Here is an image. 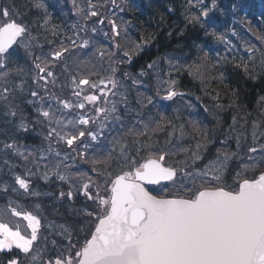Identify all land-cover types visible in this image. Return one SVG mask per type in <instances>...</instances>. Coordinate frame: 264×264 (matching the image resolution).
I'll return each instance as SVG.
<instances>
[{
    "label": "trees",
    "instance_id": "16d2710c",
    "mask_svg": "<svg viewBox=\"0 0 264 264\" xmlns=\"http://www.w3.org/2000/svg\"><path fill=\"white\" fill-rule=\"evenodd\" d=\"M116 1H120L119 7ZM236 1L239 6L234 11ZM37 3L43 7H36ZM74 4L75 0H0V11L7 8L10 18L28 28L29 33L20 38V42L26 40L34 49L33 57L41 54L43 46H39L43 39L49 42L48 35L54 29L51 27L53 22L58 31L65 32L64 36H60L63 42H57L56 47L63 45L69 48L63 58L48 66L54 76L46 77V80L37 79L30 87L31 90L21 84L18 86L12 82V78L0 80V221H7L5 216H8L9 206H13L9 201L14 200L17 201L15 207L17 206L19 211H31L41 220L38 240L34 242L31 254L25 255L13 247L11 250L0 252V264H7L12 258H19L22 264H41L42 261L55 258L67 249L70 237L73 244L78 238L82 241L83 232L80 229L87 223L82 219L84 214L82 215L79 208L80 204L68 203V184L58 178L56 171H50L45 179L37 162L17 154L19 147L29 145L40 153H59L66 157L71 155L74 162L84 163L78 155L81 152L79 141L70 148L55 134L51 138L48 137L53 128L49 121L40 115L37 105L31 101V98H34L33 91L38 93L35 98L55 100L58 104L65 101L59 95L64 93L69 102H74L77 97L74 93L80 92L79 97L85 104L83 111L95 120L89 124L90 129L94 126L100 129L101 122L105 124L106 129L103 130L108 133L118 129L128 131L135 125L136 132L144 134L128 137L130 156H135L139 162L149 155L167 153L165 150L177 145L178 154L167 153L165 161L172 166L183 168L184 172L198 169L207 157L214 155L215 143H219L223 135L231 131V126L239 121H242L239 130L241 144L244 143L245 137L247 141H251L253 118H257L258 124L261 122V127L264 126V57L261 56L264 42L257 39L258 36H264V0H215V7L213 0H82L79 7ZM89 4L92 5L91 9ZM204 8L209 9L207 17L200 15ZM90 11L98 12V16L88 15ZM85 16H88L87 20ZM192 16H198L199 19L192 21ZM233 17L242 21L241 26L245 27L243 33L237 30L236 39L248 42L249 48H253L251 54L240 47L218 52V49L223 48L218 37L229 34L228 22ZM58 19L63 20L69 31L65 26H60L62 21ZM110 20L116 22L118 36L113 34ZM3 22V17L0 16V23ZM238 25L239 23L233 27ZM93 28L96 29L94 36L97 37V44L104 47L105 53L103 52L104 55L100 59L95 58V61L84 63L81 60L82 55L79 54L83 49L79 45L85 40L89 41V46L93 44ZM71 41H75V47ZM145 41L147 43H144ZM138 43L142 45L140 50L135 47ZM214 44L219 47L213 48ZM74 52L80 59L81 66L78 71L71 65L75 64L68 59ZM125 52L129 53V56H125ZM33 59L31 58V61ZM42 59L44 63L46 58ZM156 59L173 67L167 73L164 70L168 67L164 64L158 68L154 65L149 68L148 65L153 64ZM161 75L169 76V82L178 93L175 97L181 100L163 99V90L154 87L155 79ZM73 76L77 81L86 76L96 83L97 87H75ZM101 80L105 83L101 84ZM110 80L117 82L115 89L108 83ZM133 80L137 83L134 84ZM152 82L154 85L150 90L149 85ZM5 87L8 89L6 94ZM101 89L108 93L106 97L101 93ZM86 95H96L98 100L95 103L87 102L84 100ZM147 97H152L153 104L145 108L138 100L146 104ZM181 101H185V104L186 101L199 102L201 104L198 107L201 110L205 105H212L215 109L216 112L212 111L214 115H207L206 122L209 124H206L205 128H198L199 134L194 122L181 114L184 112L176 106V103L180 105ZM70 104L72 107L69 109H74L73 104ZM113 104L117 108L115 115L123 118V126L115 119V115H109L107 120L103 114L99 117L96 115L97 107L111 108ZM218 112L220 115L216 116L215 113ZM243 115L247 118L244 119ZM141 120L143 123H139ZM21 122L25 127L18 131V124ZM144 124L149 127L145 129ZM134 139H138L140 144L133 145ZM207 141H213L214 144L209 146L206 153L201 155L199 152L200 160L193 161L191 151L195 150L197 142ZM8 144L15 145L16 150L7 148ZM159 146L164 148L155 149ZM136 147H140L139 154L135 151ZM181 149H189V152L185 153ZM114 165L115 168L120 167L118 164ZM17 173L24 175L29 181L30 191L16 188L14 176ZM233 174L229 166L223 182L233 183ZM5 185L7 188H2ZM171 191L177 195L182 194L175 188H171L169 192ZM61 192L65 195L61 196ZM85 200L90 203L88 199ZM32 256H38L40 259L33 261Z\"/></svg>",
    "mask_w": 264,
    "mask_h": 264
},
{
    "label": "snow or ice",
    "instance_id": "6c2138e0",
    "mask_svg": "<svg viewBox=\"0 0 264 264\" xmlns=\"http://www.w3.org/2000/svg\"><path fill=\"white\" fill-rule=\"evenodd\" d=\"M36 7L43 5L37 3ZM89 8H92L91 4ZM88 15L98 16V12L90 11ZM200 15L207 17L209 9L204 8ZM0 16L4 21L0 23V68H7V57L12 55L10 50L20 38L29 33V30L10 18L7 8L0 11ZM87 19L88 16H85V20ZM190 19L197 21L199 17L192 16ZM101 22H103L102 17ZM109 23L113 34L118 36L116 22L110 20ZM92 31L95 32L96 29L93 28ZM257 39L264 42V36H258ZM71 43L75 47V41ZM29 46L27 44L24 46L26 51ZM88 46V40L79 45L80 48L85 49ZM116 47L118 48L119 45ZM135 47L136 50H140L142 45L138 43ZM248 50L251 52L253 48ZM68 52L69 48L61 45L51 53V60H46L43 65L36 63L35 68L38 73L43 74L38 75L36 79L46 80V77H53L54 73L48 70V65L60 60ZM100 55L103 56L104 53L100 52ZM125 56H129V53L125 52ZM148 67H153V64H149ZM8 76L9 72H0V80L6 81ZM72 82L75 87L90 86L93 89L97 87L96 83L86 76H82L78 81L73 76ZM100 83L104 84L105 81L101 80ZM108 83H111L113 89L117 87L115 80H110ZM133 83L137 81L133 80ZM4 92L5 94L8 92L7 87L4 88ZM101 93L105 97L108 95L104 89H101ZM74 94L77 97L81 95L80 92ZM37 95V92H32L33 97ZM176 95L178 93L170 88L163 99L171 100ZM84 100L95 103L98 97L86 95ZM60 103L65 109L72 107L68 101H60ZM138 103L142 107H147L153 104V99L147 97L146 104L142 100H138ZM77 107L83 109L85 104L79 103ZM39 112L49 121L53 119L50 111L40 109ZM95 112L97 117L103 114L104 119L107 120L109 115L116 114L117 108L113 104L111 108L97 107ZM161 118L163 119V116ZM115 119L123 126L121 116L115 115ZM56 122L62 123L60 120ZM94 122V118L84 115L76 121L79 125ZM168 123L171 125V121ZM19 126L25 127L23 122ZM99 127L100 131H79L78 135L69 133L62 135L53 128L49 131L48 137L51 138L55 134L71 148L75 142L85 136L96 141L99 135H103L105 124L101 122ZM148 127V124H144L145 129ZM196 131L199 134L198 128ZM143 134L136 132L134 125L118 138L120 151L115 160L111 153L104 161L93 159L92 171L97 175L96 181L87 173L77 174L83 180L80 191L89 201L96 204V208L83 209L88 222L80 229L83 232L82 241L78 238L73 244L70 237L67 255L61 254L54 260L42 261L41 264H264V171H259L251 177L246 174V170L258 169L264 161L256 162L250 156L249 160L252 162L242 166L245 172H237L233 183L224 184L221 180L225 164L235 156V153L223 152L222 158L218 155L216 161L205 166L206 170L196 173L184 172L183 168L176 166L165 167L163 163L167 155L165 152H160L158 156L150 155L143 163H138L129 154L128 137ZM169 135L171 136L172 133ZM132 144L139 145L140 141L134 139ZM6 147L16 150L13 144H8ZM205 147L206 144L197 142L195 150L191 151V159L200 160L199 152ZM135 151L139 154L140 147H136ZM181 151L188 153L189 149H181ZM248 151L255 153L257 149L249 148ZM217 152L219 154L221 150L218 149ZM78 155L82 160H87V148ZM114 163L120 166L116 172L110 170ZM58 169L59 165L56 172L58 178L67 180L68 177ZM209 172L212 173L211 176ZM180 173H184L186 178H191L193 181L191 186L187 183L180 185L177 191H181V195H153L145 187L146 184H160L161 181H171L175 184ZM44 178H48L47 173ZM197 180L200 181L199 185L196 184ZM15 183L19 189L30 191L29 181L22 176L16 175ZM93 185L96 187L95 194L91 191ZM60 195L64 196L65 193L61 192ZM67 196L71 199L73 192L69 191ZM9 209L13 216L22 217L27 221V228L31 230V234H22L19 225L13 228L8 223L0 221V250H11L15 246L20 252L30 255L34 242L38 240L40 220L31 212H21L11 206ZM38 259L40 257L32 256L33 261ZM7 264H22V261L19 258H12Z\"/></svg>",
    "mask_w": 264,
    "mask_h": 264
},
{
    "label": "rangeland",
    "instance_id": "374dc122",
    "mask_svg": "<svg viewBox=\"0 0 264 264\" xmlns=\"http://www.w3.org/2000/svg\"><path fill=\"white\" fill-rule=\"evenodd\" d=\"M81 2H82V0H75L74 6L79 7ZM116 2H117L116 4L119 7V5L121 4L120 1L119 2L116 1ZM238 6H239V2L236 1L234 3V8H235L234 11L236 9H238ZM58 20L62 21L60 23V26H62V25L65 26V23L63 22V20H61V19H58ZM241 24H242V21L239 22L238 27L227 28L229 34L226 36L223 35L224 38L220 40L221 43L223 44V48L218 49V52H224L226 50H234L235 48L240 47L242 50H246L247 53L251 54V52L248 50L249 49V46H248L249 43L248 42L244 43L241 40L238 41V39H236L237 30H239L240 33H243V31L245 30V27L241 26ZM51 27L54 29L48 35L49 42H46L45 39H43L40 46H39V47L43 46L42 49L40 50L41 54H38V55L36 54V57H33L34 49L29 46L27 51H26L24 46L26 44L27 45H29V44L26 41H23L22 44L13 47L10 50L12 52V55L7 57V68H0V72H5V71L9 72L8 78H12L13 79L12 82L16 83L18 86L21 84V86H23L24 88L26 87L28 90H31L32 88H30V87L32 86V84L36 83V80H37L36 77H37V75L40 74V73H38V70L35 68V64L41 63L43 65V63H42L43 57H45L46 60H51V53L54 50L59 49L56 47L57 42H63V40L60 38V36H64L65 32L64 31L60 32V30L58 31V27H57V25L54 24V22L51 24ZM65 29L69 31V29L66 26H65ZM94 34H95V32H93V34H92L93 44L88 46L87 49H85V50L83 49V50L79 51L80 52L79 54L82 55L81 60L84 63L88 62V61H95L96 60L95 58L100 59V57H101L100 52L105 53L104 47L103 46L99 47V45L97 44V37H95ZM253 39H256V38H253ZM217 47H219L217 44L213 45V48H217ZM95 50H97V51H95ZM261 56L264 57V48H263V51L261 52ZM74 57H77L75 52L72 53L71 55H69L68 59L75 64V66H74L71 63L73 68H75L78 71L80 66H81V64L79 63L80 59H78V57L77 58H74ZM221 57H222V55H221ZM31 58H34L35 60L33 59L34 61L32 60L33 61L32 62ZM37 58H39V59H37ZM76 59L78 60V62L76 61ZM52 63H50L49 65H51ZM161 64H164L165 66H167L166 63H162L160 61V59H156L153 62V65L156 66L155 68H158V66H160ZM72 66H70V69H72ZM167 67L168 68H165V70H164L165 73L170 71L171 67H173V66L169 65ZM148 85L149 84L146 85V88H148L147 87ZM153 85H154L153 82L151 85H149L150 90H151ZM170 86H172V84L169 82V76L168 75H161L159 78L155 79V86L154 87L158 88L159 90H163L162 96H165L167 91L170 88L172 90H174L173 86L172 87H170ZM173 98H175L176 100H181L177 97H173ZM160 99H162V98H160ZM75 102L77 105L80 103L79 99H78V101H75ZM184 102L185 101H181L180 105H178L176 103V106L178 108H180L179 110L184 112L181 114H184L186 116V118H190L194 122V127H197V128H202V127L205 128L204 126H207L209 124V122H208V124L206 122V120L208 119L207 115H214V113H212V111L216 112L215 109H213L212 105H210V106L209 105L208 106L207 105H205V106L200 105V107L203 106L202 108H204L203 110H201L198 107L199 104H201L199 102L197 103L195 101H193V102L186 101V104ZM154 106L156 107V105H154ZM40 107H41V109L48 110V111H50V113L53 114V119L50 122L53 124V128L61 131L62 134L69 133V134H77L78 135L79 131H91V130L92 131H100V129L96 128L95 126L91 129L87 130V128H86L87 125H79L76 123V121H78L80 116H82V115L88 116L87 114L68 112V111L62 109L61 107L59 108V106L55 105L52 101H50V102L45 101L44 103L40 104ZM147 107H145V108H147ZM156 112L158 113V111H156ZM215 115L219 116L220 114L218 112V113H215ZM243 116H244V119L247 118V116H245V115H243ZM57 120L62 121V123L58 124L56 122ZM69 121H72L73 123L69 124L68 123ZM241 122L242 121H239L238 123L234 124V126H231V128H230L231 131L229 133L225 134L221 138V141H220L221 145L218 146V149L221 150V153L218 154V152L216 151V153L212 157V159L208 160L206 162V164L201 169H199L198 171L206 170L205 166L209 165L211 162L216 161L218 155H221V158H222L223 152L234 153L233 147H235V146L237 148L238 154L241 155V158H243V159H240V162H238L236 165L231 166V170L234 172V174H233L234 177L236 176L237 172H242V173L245 172V170L243 169L242 166L252 162L249 160L250 156L253 157V160L256 162L264 161V129H257V128H263L264 126L261 127L260 126L261 122H259V124H258L257 118L256 119L253 118V124H252L253 129H252L251 141H247V139L245 137L243 139L245 144L243 145V149L241 150L239 148V142H238L240 139V134H241V132L239 131ZM255 127H256V130H254ZM221 128L222 127H220V129ZM104 129H106V128H104ZM140 129L143 130V128H140ZM142 130H140V131H142ZM102 131H103V135H99L98 139L96 141H92L91 138L87 137V136L80 139L79 150L82 152V151H85V149L87 148V160H83L84 163H82V164L80 163V167L77 166L78 165L77 162L73 161L74 157H71V155H68L66 157L63 154H62L63 155L62 156V155H56L54 153H51V155L48 153H43V152L40 153L38 150L34 149V147L29 146V145L24 146V147H19V149H17V154L28 157L29 159H32L35 162H37L41 166V168L43 170L42 173L44 174V176L46 173L49 175L50 171H56L57 172V165H59L58 171L68 177V179L65 180L64 183H68L69 184L68 187L73 192L78 193V190H80L79 186L83 183V180L81 178H79L77 176V174L78 173H80V174L87 173L88 176H91L92 179L94 181H96L97 175H96V173H94L92 171L93 164L91 163V161L93 159H96L99 161H104L105 157H107L109 155V153L112 154V158L114 160L120 151L119 145L117 144V140L119 137H121L123 135V132L126 133L127 130L124 131L122 129H118L115 131L113 130L110 133H108L105 130H102ZM202 144H206V147L202 148L200 150L201 155L206 153L208 151L209 146L213 145L214 142L210 141V143L207 142V143H202ZM251 147L256 148L257 151L255 153H250L248 151V149ZM162 148H164V147L159 146L155 149L160 150ZM177 149L178 148L175 145V146L171 147L170 149H167L166 151L169 153L177 154V152H178ZM239 152H241V153H239ZM230 160L231 159H229L225 164L224 171L222 173L223 178L221 180V183L225 179V174L227 171V165L230 164L229 163ZM262 165H264V163L260 164V167ZM101 167H103V165H101ZM112 168L110 169L111 171H112ZM254 170L255 169H251V168L246 170L247 176L250 177L253 174ZM113 172H114V170H113ZM27 173H29V172L27 171ZM211 174L212 173L209 172V176H211ZM17 175H20V174L17 173ZM15 176H14V181H15ZM22 177L24 178V175H22ZM86 178L87 177H84V179H86ZM189 181H192V179L188 178L187 180H184V181L181 180L179 182H175V184L174 183L172 184V187L177 186L176 188H179L180 185H182V184H185V183L189 184ZM197 181L200 183L199 180H197ZM6 186L7 185H5V187H2V188L6 189L7 188ZM15 186L19 188V186L16 183H15ZM157 189L160 190L161 188L158 186L155 190H157ZM9 202L11 203V205H13L11 207H14V208L17 207V206L15 207V204L17 201L14 200V201H9ZM25 212H28V211H25ZM7 214H8V218L12 221V225L9 224L10 227L15 228L16 225H19L22 234H26V235L31 234V230L27 228V221H25L22 217L13 216L11 214V211H7ZM84 218H86V217L84 216L82 218L85 222L86 219H84ZM78 220L80 221V219H78ZM68 248H69V246L67 247V249ZM67 249L64 250V252L62 254L67 255ZM49 260H53V258H51Z\"/></svg>",
    "mask_w": 264,
    "mask_h": 264
}]
</instances>
